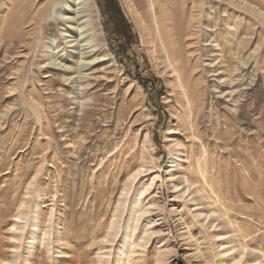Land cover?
<instances>
[{"label":"rangeland","instance_id":"rangeland-1","mask_svg":"<svg viewBox=\"0 0 264 264\" xmlns=\"http://www.w3.org/2000/svg\"><path fill=\"white\" fill-rule=\"evenodd\" d=\"M59 1L14 0L2 7L4 0H0V264H9L14 256L19 257L17 264H25L27 258L32 264H100L101 247H107L105 253L113 249L116 254L121 235L114 244L105 238L122 201H130L134 194L135 188L128 199L122 195L129 173L145 161L159 166L151 176L160 175L147 202L155 196L163 208L156 217L162 231L160 241L154 238L147 248L150 264H157L159 258L165 264H226L219 256L220 242L211 236L216 231L226 233L224 242H230L226 246L248 249L245 260L264 264L262 17H255L252 67L242 73L236 92V135L230 137L231 130L219 125L217 117L222 112L208 108L198 137L187 138L179 131L173 142L167 136L176 124L171 109L177 95L169 82V70L150 42L148 22H135L132 12L140 15L136 0H93L117 64L102 63V57L92 56L94 61L82 70V76L88 77L80 81L93 84L84 91L77 89L80 83L67 87L52 83L50 78L61 75L37 66L43 45L54 38V33L49 40L42 34L46 22L54 27L52 9ZM75 64L69 63L71 77L78 75ZM227 104L224 99L221 107ZM212 111L218 114L210 118ZM209 119L215 122L213 127ZM47 128L53 136L43 134ZM146 132L155 144L154 152L145 142ZM71 138L75 145L66 144ZM178 138L184 145L180 163L185 167L194 164L198 174L187 175V183L182 178L176 182L190 188L197 208L215 212L214 220L219 217L215 231L194 218L187 210L193 204L178 200L170 184L168 163ZM175 169L184 172L182 167ZM150 179L142 177L136 189ZM37 204L42 211L41 229L53 235V261L45 253V257L29 256L26 250ZM181 204L186 206L184 219L176 212ZM20 211L27 216L20 222L25 225L21 245L12 239L10 229ZM144 221L143 228L148 229L150 224ZM16 245L20 246L17 251L13 249Z\"/></svg>","mask_w":264,"mask_h":264},{"label":"bare ground","instance_id":"bare-ground-1","mask_svg":"<svg viewBox=\"0 0 264 264\" xmlns=\"http://www.w3.org/2000/svg\"><path fill=\"white\" fill-rule=\"evenodd\" d=\"M13 1L4 0L2 7L11 5ZM136 5L139 8L140 15L132 12L135 22L137 24L141 21L148 22L151 32L150 42L154 45L159 59L169 70V76L171 77L169 82H171L172 91L177 95L176 105L174 109H171V115L176 124L169 129L168 141L174 142L173 139L179 131L184 132L187 138L191 136L198 137V126L202 125L200 122L204 119L205 111L208 108L222 112V117L218 116L217 121L222 128L231 130L230 137L233 138L236 135V121L238 120L236 115L238 109L236 92L243 81L239 80L242 73L249 70L253 64L252 61L256 52V50L251 49L256 41L253 42L255 38L253 28H255V17L257 16L262 17L264 26V0H136ZM52 14L54 27L52 28L50 22H46L42 36L49 40V36L54 33V38L50 42L42 44V60L37 66L41 70L45 69L53 73L54 76L56 73L61 75L58 79L55 77L50 78L52 83H59L63 87L69 86V83L70 85L80 83L77 89L84 91L87 89L86 87L93 84L89 80L86 83L80 81L88 77L82 76V70L94 61L91 59L92 56L102 57V63L117 64L114 54L109 50L105 41L99 11L93 0H60L57 6H53ZM263 29L264 27L262 31H264ZM69 63H76L78 72L75 70L74 73L78 74L77 77L69 76L73 72L70 71ZM135 93L137 96H141V92L136 91ZM229 98L231 99L229 100ZM224 99L228 103L226 108L221 107V102ZM170 102V100H166V104L170 105ZM213 111L209 114L210 118L218 114ZM209 122L212 123L211 127H213L215 122L212 119H209ZM203 126L205 127V125ZM43 134L53 136L54 133L51 128L49 130L47 128L45 131L43 130ZM145 135V142L150 145L151 150L154 152L155 144L149 132H146ZM66 144L75 145L76 141L71 138ZM182 146H184L183 141L178 138L174 144L175 150H171L168 163L170 184L172 189L179 194L176 196L178 200L193 204L187 210L193 212L194 218L196 220L202 219L208 224L209 229L215 231L219 228V225H217L219 217L214 220L215 212L209 213L197 208L199 206L194 204L196 200L191 198L190 188H181V185L176 182L177 178H182L184 179L183 182L187 183V175L193 177L198 174L194 164L191 163L185 167L180 163ZM158 167L153 161H145L138 165L132 174L129 173L128 186H124L122 195L128 199L127 197L135 188L134 194L131 199L129 198L130 201H122L121 208L119 206L120 209H117V212L113 215L111 232L105 238V242L114 244L115 240L121 235L120 245L116 254L112 253V248V250L105 253L103 250L107 247H101L98 254L100 264H150L146 258L148 255L147 248L154 238L159 242L158 238L162 233L157 227L158 220H156V217L158 212L163 211V208H161L155 196L151 197V203L147 202V198L153 194L150 191L160 179V175L151 176ZM177 167H182L184 172L175 169ZM147 176L152 177L150 183L142 182L144 184L136 189L137 181L140 182L142 177ZM161 188L159 186L157 190H161ZM128 202L129 206L127 205ZM126 205L128 209L125 207ZM40 206L38 204L36 208L33 206L35 209L34 216L31 212L33 217L30 220L33 230L30 231L26 250L29 256L37 257L38 254H43V257L48 255L51 260L54 251V242L51 239L53 235L51 237L48 230L41 229L40 217L42 211ZM181 206L182 209L179 208L180 210H176V212L183 218L187 211L184 208L186 207L185 204H181ZM124 207L127 216L123 219ZM26 220L27 216L20 211L10 228L14 232L12 239L19 242V244L22 238L25 237L22 236L25 225L20 222ZM121 220H123V223ZM143 220L150 224V228H143V223H141ZM49 221H51V218ZM216 232L212 233L211 236L217 242H220L218 243L219 256L226 261V264H255L245 260L248 249L244 246L241 249L236 245L226 246V244H230V242H224L226 233ZM53 233L55 232L53 231ZM190 237L192 238V236ZM13 249L17 251L20 246L16 245ZM57 253L62 252L58 251ZM18 259L19 257L14 256L9 264H17ZM162 259L159 258L157 264H165ZM24 262L32 264L28 258Z\"/></svg>","mask_w":264,"mask_h":264},{"label":"flooded vegetation","instance_id":"flooded-vegetation-1","mask_svg":"<svg viewBox=\"0 0 264 264\" xmlns=\"http://www.w3.org/2000/svg\"><path fill=\"white\" fill-rule=\"evenodd\" d=\"M111 1V0H110ZM110 3V2H109Z\"/></svg>","mask_w":264,"mask_h":264}]
</instances>
